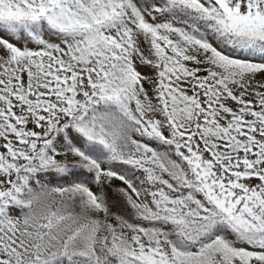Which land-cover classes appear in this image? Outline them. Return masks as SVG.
Segmentation results:
<instances>
[{
  "label": "snow or ice",
  "instance_id": "obj_1",
  "mask_svg": "<svg viewBox=\"0 0 264 264\" xmlns=\"http://www.w3.org/2000/svg\"><path fill=\"white\" fill-rule=\"evenodd\" d=\"M0 264H264V0H0Z\"/></svg>",
  "mask_w": 264,
  "mask_h": 264
}]
</instances>
